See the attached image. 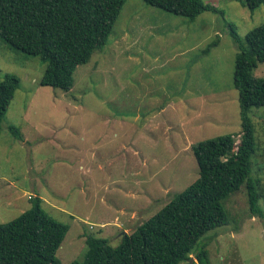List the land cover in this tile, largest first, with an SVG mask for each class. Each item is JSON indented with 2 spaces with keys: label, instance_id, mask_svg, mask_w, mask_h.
Masks as SVG:
<instances>
[{
  "label": "rangeland",
  "instance_id": "rangeland-1",
  "mask_svg": "<svg viewBox=\"0 0 264 264\" xmlns=\"http://www.w3.org/2000/svg\"><path fill=\"white\" fill-rule=\"evenodd\" d=\"M203 2L223 15L204 11L190 20L125 0L106 44L76 67L68 91L40 85L45 62L0 38V81L19 79L0 127V224L39 196L68 226L56 257L82 260L88 235L117 245L197 178L192 145L223 134L240 141L232 84L238 47L229 25L244 37L264 23V3L250 10L236 0ZM253 75L264 78V62ZM248 114L263 216L250 213L245 185L229 195V222L195 246L206 245V264H264V107Z\"/></svg>",
  "mask_w": 264,
  "mask_h": 264
},
{
  "label": "trees",
  "instance_id": "trees-1",
  "mask_svg": "<svg viewBox=\"0 0 264 264\" xmlns=\"http://www.w3.org/2000/svg\"><path fill=\"white\" fill-rule=\"evenodd\" d=\"M172 14L195 19L204 11L223 12L203 0H143ZM254 10L264 0H236ZM125 0H0V38L13 48L45 62L39 84L71 89L78 65L107 42ZM232 84L237 91L241 139L223 134L200 140L191 146L198 176L176 193L158 211L132 232L123 233L113 246L103 237L88 235L82 260L69 264H178L193 252L199 264L208 261L206 245L194 252L207 231L229 222L224 201L247 189L252 215L263 216L259 204L263 194L251 176L254 126L248 112L264 107V78L253 70L264 62V23L238 36ZM216 42L208 43L205 51ZM19 79L5 74L0 81V127ZM18 135L15 127H10ZM264 158V151H263ZM30 207L11 221L0 224V264H61L56 257L68 226L53 219L42 207L39 196L30 198ZM195 264V262H192Z\"/></svg>",
  "mask_w": 264,
  "mask_h": 264
},
{
  "label": "water",
  "instance_id": "water-1",
  "mask_svg": "<svg viewBox=\"0 0 264 264\" xmlns=\"http://www.w3.org/2000/svg\"><path fill=\"white\" fill-rule=\"evenodd\" d=\"M188 263L192 264V257L188 258Z\"/></svg>",
  "mask_w": 264,
  "mask_h": 264
}]
</instances>
